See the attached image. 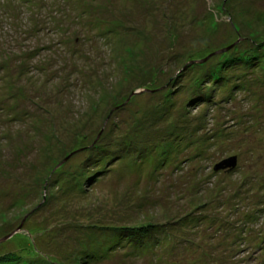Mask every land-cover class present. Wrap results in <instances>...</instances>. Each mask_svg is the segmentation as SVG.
<instances>
[{
  "label": "rangeland",
  "instance_id": "obj_1",
  "mask_svg": "<svg viewBox=\"0 0 264 264\" xmlns=\"http://www.w3.org/2000/svg\"><path fill=\"white\" fill-rule=\"evenodd\" d=\"M14 252L264 264V0H0Z\"/></svg>",
  "mask_w": 264,
  "mask_h": 264
},
{
  "label": "trees",
  "instance_id": "obj_2",
  "mask_svg": "<svg viewBox=\"0 0 264 264\" xmlns=\"http://www.w3.org/2000/svg\"><path fill=\"white\" fill-rule=\"evenodd\" d=\"M134 234H136V233H134ZM127 235H132V234L128 233ZM138 235L139 234H136V236H138ZM102 244L104 245V243H102ZM98 245H97V247H100ZM91 248H92V245L88 246L87 249H85V250H91ZM19 256H27V258L29 259V258H31V257H33L35 255H20L19 253H15V252L14 253H8V254H5V255L0 256V263H8V264H11V263L17 262V260L19 262V260H20V259H18ZM47 258H49V257H44V258H41L40 257L37 260H39V261L41 260L43 263L44 262L47 263L48 262ZM74 258H77V257L75 256ZM52 263H53V261H52Z\"/></svg>",
  "mask_w": 264,
  "mask_h": 264
},
{
  "label": "water",
  "instance_id": "obj_3",
  "mask_svg": "<svg viewBox=\"0 0 264 264\" xmlns=\"http://www.w3.org/2000/svg\"><path fill=\"white\" fill-rule=\"evenodd\" d=\"M227 49H229V47L224 48V49H221V50H218L217 52H218V53H219V52H224V51H226ZM204 60H206V58H205V59H201L200 61H204ZM235 161H236V157H235V156H232V157H230V158H228V159H225V160L219 162L218 164H216V165L214 166V170L216 171V170H219V169L224 168V167H227V166H229V167H235ZM10 235H11V234H10ZM10 235H8V237H10ZM6 238H7V237H6ZM1 240H2V239H1Z\"/></svg>",
  "mask_w": 264,
  "mask_h": 264
}]
</instances>
